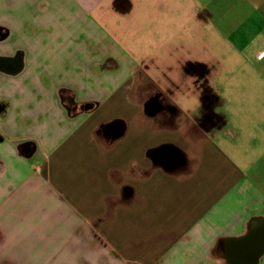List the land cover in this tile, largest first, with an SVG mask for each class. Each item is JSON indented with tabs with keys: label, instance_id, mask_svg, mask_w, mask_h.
I'll return each instance as SVG.
<instances>
[{
	"label": "crops",
	"instance_id": "obj_1",
	"mask_svg": "<svg viewBox=\"0 0 264 264\" xmlns=\"http://www.w3.org/2000/svg\"><path fill=\"white\" fill-rule=\"evenodd\" d=\"M0 264H264V0H0Z\"/></svg>",
	"mask_w": 264,
	"mask_h": 264
},
{
	"label": "rangeland",
	"instance_id": "obj_2",
	"mask_svg": "<svg viewBox=\"0 0 264 264\" xmlns=\"http://www.w3.org/2000/svg\"><path fill=\"white\" fill-rule=\"evenodd\" d=\"M149 74H152L151 72H149Z\"/></svg>",
	"mask_w": 264,
	"mask_h": 264
},
{
	"label": "water",
	"instance_id": "obj_3",
	"mask_svg": "<svg viewBox=\"0 0 264 264\" xmlns=\"http://www.w3.org/2000/svg\"><path fill=\"white\" fill-rule=\"evenodd\" d=\"M262 238H260V241H261Z\"/></svg>",
	"mask_w": 264,
	"mask_h": 264
}]
</instances>
